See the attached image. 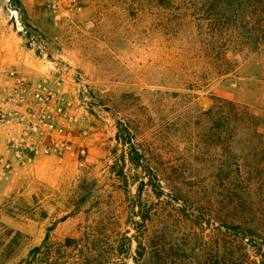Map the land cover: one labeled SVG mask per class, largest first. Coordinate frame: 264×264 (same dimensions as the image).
Wrapping results in <instances>:
<instances>
[{
    "label": "rangeland",
    "instance_id": "rangeland-1",
    "mask_svg": "<svg viewBox=\"0 0 264 264\" xmlns=\"http://www.w3.org/2000/svg\"><path fill=\"white\" fill-rule=\"evenodd\" d=\"M9 69L75 81L88 154L0 183V264L264 251V0H0Z\"/></svg>",
    "mask_w": 264,
    "mask_h": 264
},
{
    "label": "built area",
    "instance_id": "built-area-1",
    "mask_svg": "<svg viewBox=\"0 0 264 264\" xmlns=\"http://www.w3.org/2000/svg\"><path fill=\"white\" fill-rule=\"evenodd\" d=\"M71 79H33L16 69L0 72V183L41 156L83 163L88 154L84 111L66 89Z\"/></svg>",
    "mask_w": 264,
    "mask_h": 264
},
{
    "label": "trees",
    "instance_id": "trees-1",
    "mask_svg": "<svg viewBox=\"0 0 264 264\" xmlns=\"http://www.w3.org/2000/svg\"><path fill=\"white\" fill-rule=\"evenodd\" d=\"M241 5L242 3H240L238 6L240 7ZM220 34H221L220 29H216L214 31V36L220 37L221 36ZM216 70H217L216 73L219 75H222L223 73L227 72V69L223 63L221 64L218 63ZM118 140L120 141L122 140V143H125V144L132 142L131 139L129 141H124L121 138L120 133H118ZM136 164H139V163H136ZM231 218H232V221L238 220V219H235V218H238L235 215L231 216ZM234 226L237 227L238 229L241 228L240 223H236L234 224ZM49 236L50 235L48 233L45 239L46 241L49 239ZM244 241H245L244 238L241 239V243H243ZM239 243L240 241L235 243V241L232 240L230 242V249H228L227 255L223 256L221 260H218L212 264H264V251H262L261 246H258L257 243L249 245L247 241L245 242L244 247H241V249H238ZM40 249L41 247L38 246L35 248V251H38ZM120 249L117 250L116 248H114V252H115L114 254L116 255V251L117 253H120L121 252ZM90 260L91 259H86L85 261L86 264H127V262L124 261L125 259L124 258L122 259L120 256L111 257V259L109 257H102L100 259H95L91 261ZM203 264H209V263L204 262Z\"/></svg>",
    "mask_w": 264,
    "mask_h": 264
}]
</instances>
